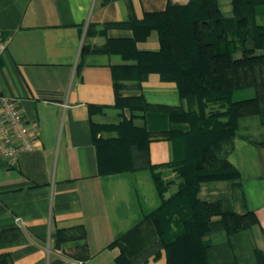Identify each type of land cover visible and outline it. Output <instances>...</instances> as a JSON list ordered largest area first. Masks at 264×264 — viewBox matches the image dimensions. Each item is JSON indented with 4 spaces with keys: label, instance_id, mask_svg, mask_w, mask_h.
Segmentation results:
<instances>
[{
    "label": "crops",
    "instance_id": "obj_1",
    "mask_svg": "<svg viewBox=\"0 0 264 264\" xmlns=\"http://www.w3.org/2000/svg\"><path fill=\"white\" fill-rule=\"evenodd\" d=\"M168 2L0 0V32L9 39L0 57V93L39 124L32 149L13 163L0 156V264H120L121 256L125 264H167L149 218L160 203L149 171L99 174L92 124L122 121L112 68L134 63L102 48L109 39L132 38L129 24ZM218 4L232 15L231 0ZM154 33L137 41V49H158ZM130 82L122 96L184 105L176 83L158 73L136 81L137 87ZM238 124L227 159L239 177L201 181L197 197L220 202L225 211L252 212L255 221L238 232L206 235L208 264H264V124L257 114ZM172 156L170 139L149 142L151 164Z\"/></svg>",
    "mask_w": 264,
    "mask_h": 264
},
{
    "label": "trees",
    "instance_id": "obj_2",
    "mask_svg": "<svg viewBox=\"0 0 264 264\" xmlns=\"http://www.w3.org/2000/svg\"><path fill=\"white\" fill-rule=\"evenodd\" d=\"M231 3L232 15L225 16L218 0H189L184 5H172L169 0L164 10L145 13L141 20L129 24L132 38L109 39L102 48L134 60L133 64L112 68L115 105L129 108L131 115L137 110L146 122L149 119V127L146 122L143 127L136 126L126 114L117 125L92 124L98 172L134 171L135 153L145 158L142 167L149 171L160 199L149 218L158 235V246L165 249L167 264H208L206 235L238 232L255 221L252 212L225 211L220 202L197 197L201 181L239 177L227 159L239 118L257 114L264 124V0ZM151 30L157 32L158 49H137V41L145 40ZM151 72L158 73L161 80L174 81L179 97L187 104L152 105L138 95L144 107H127L136 96H122L119 82H139ZM243 89H253V94L239 98L237 92ZM217 102L224 111H206L208 104ZM195 103L193 109L191 104ZM101 129L111 130L116 136H97ZM160 137L171 140L172 154L177 140L176 156L165 164L153 165L148 161V145ZM225 144L228 146L223 150ZM163 168H172L175 179H164ZM177 180V190L163 197L165 186ZM172 221L177 226L173 232ZM78 229L83 232L81 226ZM58 232L60 238L65 237V230ZM119 263L125 264L122 256Z\"/></svg>",
    "mask_w": 264,
    "mask_h": 264
},
{
    "label": "built area",
    "instance_id": "obj_3",
    "mask_svg": "<svg viewBox=\"0 0 264 264\" xmlns=\"http://www.w3.org/2000/svg\"><path fill=\"white\" fill-rule=\"evenodd\" d=\"M8 41L0 32V57ZM38 134V122L27 119L14 98L0 93V156L8 163L15 162L21 151L34 147Z\"/></svg>",
    "mask_w": 264,
    "mask_h": 264
},
{
    "label": "rangeland",
    "instance_id": "obj_4",
    "mask_svg": "<svg viewBox=\"0 0 264 264\" xmlns=\"http://www.w3.org/2000/svg\"><path fill=\"white\" fill-rule=\"evenodd\" d=\"M189 0H172V5H178V4H181V5H184V4H186L187 2H188ZM152 32H155L156 33V35H157V32L155 31V30H151L150 31V33L148 34V36L152 33ZM154 33V34H155ZM147 36V37H148ZM146 37V38H147ZM157 40H158V37H157ZM231 40H233V38H231ZM236 40V39H235ZM126 81H128V80H126ZM130 83H132L133 85H137V82L136 81H134V83L133 82H130ZM135 86H133V87H135ZM119 93L122 95V93H123V91L126 89V87H128L127 86V84L125 83V81H120L119 82ZM137 87V86H136ZM244 91H241L240 93H238V94H240V95H238L239 97H248V96H250L251 95V92L253 91V89H243ZM246 90H248V91H246ZM244 92H250L249 94H247V93H244ZM134 96H136V98H130L131 99V101H129L127 104H128V106L127 107H130V106H133L134 104H136V106H139V108H141V107H144L143 106V104H142V102H141V100H139L138 101V99L139 98H137V96L138 95H134ZM125 98V97H124ZM236 98V97H235ZM236 99H239V98H236ZM185 101V100H184ZM123 104H125L126 105V103L125 102H122ZM184 104L186 105L187 104V102H184ZM208 106L209 107H207L206 108V111L207 110H209V109H214V110H219L218 112H222V111H224L223 109H224V107H221V106H219V103L217 102V103H210V104H208ZM191 107L194 109L195 107H196V103L195 104H191ZM141 111V110H140ZM131 110L129 109V108H125V114L127 115V117H132L133 118V122L135 123V125L136 126H139V127H143V126H145V122H146V118H145V116H139V114H138V111L137 110H133L132 111V115H131ZM147 113L148 114H151V111H147ZM244 116H246V115H244ZM244 116H241V117H244ZM240 117V118H241ZM152 119H154V118H152ZM157 120V119H156ZM148 121H149V119H147V122H146V124H147V126L149 127V123H148ZM183 126L184 127H186L187 125L186 124H183ZM238 126H239V124H238ZM150 128H153L154 129V126L152 125V127H150ZM237 131V130H236ZM97 136H101L102 138H106V139H108V138H110V137H114V136H116V133L115 132H112L111 130H108V129H101V130H99V132L97 133ZM175 148H174V154H173V156H172V159L173 158H175V156H176V154H175V152L177 151V140L175 141ZM180 143V142H179ZM178 143V144H179ZM227 144H225L224 146H223V150H226L227 149ZM144 162H145V158L142 156V155H138L137 153H135V155H134V164H135V167H136V170H138V171H140V170H144L145 168L144 167H142V165H144ZM165 169H167V170H169L170 172H171V174L170 175H163V177H164V179H166V180H173V179H175V176H176V173H175V171L171 168H165ZM177 182H178V180L177 181H175V184L174 183H172V184H167L165 187H166V189H165V191H164V193H163V197H165V198H167V197H169L171 194H173L176 190H177ZM171 227H172V232L173 231H176L177 230V226L175 225V222L174 221H172V223H171Z\"/></svg>",
    "mask_w": 264,
    "mask_h": 264
}]
</instances>
